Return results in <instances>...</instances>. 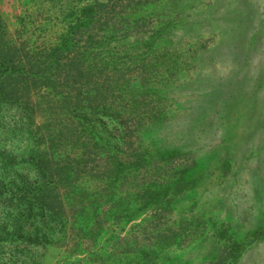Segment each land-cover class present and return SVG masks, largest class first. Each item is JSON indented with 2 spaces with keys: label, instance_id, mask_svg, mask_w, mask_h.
Masks as SVG:
<instances>
[{
  "label": "trees",
  "instance_id": "trees-1",
  "mask_svg": "<svg viewBox=\"0 0 264 264\" xmlns=\"http://www.w3.org/2000/svg\"><path fill=\"white\" fill-rule=\"evenodd\" d=\"M141 1L94 0L53 13L43 8L24 15L13 36L7 28L0 31V264H41L39 252L48 243L67 247L70 240L90 249L109 218L135 222L140 231L144 241L131 247L134 264H154L161 248L186 240L189 233L161 224L195 159L184 166L190 156L174 145L164 147L168 141L156 148L155 131L180 126L178 109L189 113L194 102L226 87L159 89L157 68L135 66L130 52L103 44L102 32L117 15ZM130 31L123 26L121 33ZM212 35L208 41L217 32ZM223 36L203 52L213 53L206 73L249 64L250 43ZM237 47L242 56L231 58ZM174 55L178 61L179 52ZM121 61L125 66L118 72ZM165 176L172 185L163 189ZM90 178L109 180V191L116 187L104 196L108 208L98 203L101 190L83 184ZM263 239L264 222L249 241L229 238L213 264H236L248 243Z\"/></svg>",
  "mask_w": 264,
  "mask_h": 264
},
{
  "label": "rangeland",
  "instance_id": "rangeland-1",
  "mask_svg": "<svg viewBox=\"0 0 264 264\" xmlns=\"http://www.w3.org/2000/svg\"><path fill=\"white\" fill-rule=\"evenodd\" d=\"M89 1L94 0H0V31L7 28L13 36L27 13L43 8L53 13L65 5ZM123 26L130 33H121ZM214 32L216 39L208 41ZM225 33L235 34L236 43L241 37L244 44L250 43L249 64L206 73L213 53L203 52L215 49ZM102 34L104 45L121 49V54L130 52L135 66L143 62L147 68H157L159 89L172 87L177 93L182 84L187 90L214 84L226 87L209 99L194 102L189 113L178 109L182 127L172 123L170 129L159 126L155 131L160 136L156 148L162 140L168 141L164 147L174 145L190 156L184 166L194 159L196 164L186 173L183 192L172 196L170 212L161 224L180 231L179 235L189 234L183 243L161 248L154 264H213L229 238L249 241L264 222V83L260 81L264 78V0H143L117 15ZM94 50L96 47L89 48ZM174 52H179L180 63ZM232 54L231 58L242 56L239 47ZM124 66L119 62L118 72ZM198 72L205 76L197 77ZM108 181L90 178L83 182L88 190H101L98 203L103 208H108L106 193L117 191L112 186L109 191ZM170 185L171 179L165 176L163 189ZM124 187L129 188L128 184ZM115 220L107 219L97 245L90 249L70 240L67 247L48 243L39 252L41 264H134L131 247L144 241L142 235L134 228L135 222ZM245 231L250 234L247 238ZM236 264H264V239L248 243Z\"/></svg>",
  "mask_w": 264,
  "mask_h": 264
}]
</instances>
